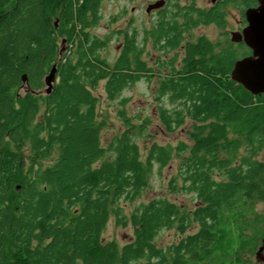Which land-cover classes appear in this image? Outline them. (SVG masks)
I'll return each mask as SVG.
<instances>
[{
  "label": "trees",
  "instance_id": "trees-1",
  "mask_svg": "<svg viewBox=\"0 0 264 264\" xmlns=\"http://www.w3.org/2000/svg\"><path fill=\"white\" fill-rule=\"evenodd\" d=\"M101 1L0 0V264L248 263L264 239V161L257 158L264 92L253 95L233 81L235 55L210 54L203 37L185 44L179 60L165 59L181 32L198 23L179 24L173 10L150 34L162 50L154 99L167 131L189 123V142H152L142 156L135 138L149 120L136 127L124 97V129L103 146L92 89L104 82L113 100L155 70L143 59L146 29L141 44L136 30H125L111 64L100 55L106 41L89 29ZM63 39L69 45L61 54ZM53 64L56 80L42 93ZM174 156L180 161L168 188L192 194V209L157 196L125 212L119 203L136 199L153 168L160 172ZM110 215L132 227L121 246L101 239ZM171 228L181 236L158 245V233Z\"/></svg>",
  "mask_w": 264,
  "mask_h": 264
},
{
  "label": "rangeland",
  "instance_id": "rangeland-1",
  "mask_svg": "<svg viewBox=\"0 0 264 264\" xmlns=\"http://www.w3.org/2000/svg\"><path fill=\"white\" fill-rule=\"evenodd\" d=\"M153 1L155 0H102L100 2L99 21L89 30L92 34L106 41L104 48L100 50V55L110 64L120 51L123 42V32H125V30H127L128 33L136 30L137 41L139 44L142 43L144 36L143 29H146L157 17V14L154 12H145L146 5ZM211 30V27L194 28L192 31H188L184 34L183 42L186 40H193L199 34H204L212 39L214 34H211ZM58 43L61 48V54H63L69 43L64 39L62 42L58 40ZM142 45H145L143 59L155 70L156 57L159 55L158 51L151 48L149 41ZM172 54L173 52L168 53L167 58ZM154 72L155 75L150 81H146L145 79L136 81L133 85L124 88L121 95L113 100L107 98L103 89L104 82L100 81L98 85L92 89V93L97 97L96 119L103 123L100 129V142L103 146L119 135L124 129V124L118 116V110L122 107L118 101L120 98L124 97L128 98L127 102H125L124 110L136 127L143 123V120H149L146 133L143 134L146 136H136L135 138L142 156L146 152V147L152 142L170 145L172 147L180 141L189 142L187 134L189 123L169 132L159 121L157 106L160 103L162 104V102H157L154 99L157 79L156 70ZM45 88L46 86L44 84L41 91L42 93H44ZM24 90L25 87L19 88L18 94L21 95ZM164 105L167 106V102H165ZM232 135V133H229V136ZM12 146L14 147L13 144ZM22 156L25 158V153L23 151ZM257 158L264 161V149L260 150L257 154ZM179 161L180 159L174 156L160 172L157 171L155 166L152 173L149 175L147 187L140 195L131 202L121 201L119 203L124 208V211L129 212L131 207L157 196H165L169 200L175 201L183 208L192 209L195 204V198H193L192 194H187L180 190H178V192H170L168 188L169 181L172 177L176 176ZM195 230L196 226L191 225L187 229V232L189 233ZM131 235L132 227L130 225H117L113 216L110 215L102 230L101 239L103 241L114 240L118 246H121L131 239ZM180 236L181 235L177 233L174 228L162 229L156 237V242L160 246H169ZM255 251L251 256H248L250 259L246 264H259L255 261ZM244 257L247 259V255H244Z\"/></svg>",
  "mask_w": 264,
  "mask_h": 264
},
{
  "label": "flooded vegetation",
  "instance_id": "flooded-vegetation-1",
  "mask_svg": "<svg viewBox=\"0 0 264 264\" xmlns=\"http://www.w3.org/2000/svg\"><path fill=\"white\" fill-rule=\"evenodd\" d=\"M155 1L151 3H154ZM163 1L164 3L161 7L152 9L148 12H154L157 14V17L154 19V21L148 27H146V31L149 33V35H147L145 42L149 41L151 48H153L154 45L153 37L150 35L153 26L155 24L157 25L160 19L168 20L169 15L174 14L172 13L173 10L177 11L174 17L179 24L183 25L185 20L198 22L186 29V31L181 32L180 43L173 50L163 54L165 59H169L176 55L177 60H179L185 44L189 42H196V40L200 37L207 39L211 43L212 50L210 51V54L228 51L229 54L231 53V55H235L236 58L233 59V64L236 60L250 56L252 54V49L246 42L250 35L253 37H259L261 46H264V15L261 14V12L264 11V0ZM174 6L175 8H173ZM250 24H254V29L252 31L253 33L250 31ZM204 27L212 28L211 34H214L212 39L205 36L204 34H199L193 40H186L183 42L184 34L186 32L192 31L194 28L196 29ZM233 35L238 40H233ZM161 51L162 50H160V52ZM160 52L158 53L160 54ZM170 52H173V54L167 58V55Z\"/></svg>",
  "mask_w": 264,
  "mask_h": 264
},
{
  "label": "water",
  "instance_id": "water-1",
  "mask_svg": "<svg viewBox=\"0 0 264 264\" xmlns=\"http://www.w3.org/2000/svg\"><path fill=\"white\" fill-rule=\"evenodd\" d=\"M163 3V0L155 1L154 3L148 4L145 10L146 12H149L152 9L161 7ZM261 14L264 15V11H262ZM253 29L254 24H250L251 33H253ZM232 39L238 40L234 35ZM259 41V37L249 36V39L246 40V42L252 49V54L236 60L230 71V78L236 83H239L245 90L253 95L264 92V46H261V42ZM22 80L25 81L24 74L22 75ZM55 80L56 64H53L43 78L46 86L45 93L50 92ZM254 257L256 262L264 264V239L261 240V244L257 247Z\"/></svg>",
  "mask_w": 264,
  "mask_h": 264
}]
</instances>
